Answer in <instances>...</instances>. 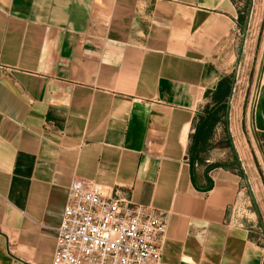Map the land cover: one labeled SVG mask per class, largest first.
I'll use <instances>...</instances> for the list:
<instances>
[{
	"label": "crops",
	"instance_id": "obj_1",
	"mask_svg": "<svg viewBox=\"0 0 264 264\" xmlns=\"http://www.w3.org/2000/svg\"><path fill=\"white\" fill-rule=\"evenodd\" d=\"M247 56V130L232 81L196 140ZM72 178L162 212L160 264H264V0H0V264H50Z\"/></svg>",
	"mask_w": 264,
	"mask_h": 264
},
{
	"label": "built area",
	"instance_id": "obj_2",
	"mask_svg": "<svg viewBox=\"0 0 264 264\" xmlns=\"http://www.w3.org/2000/svg\"><path fill=\"white\" fill-rule=\"evenodd\" d=\"M248 202L241 186L230 212L242 213ZM164 224L162 212L116 192L105 195L90 180L72 178L54 227L50 264H160Z\"/></svg>",
	"mask_w": 264,
	"mask_h": 264
},
{
	"label": "rangeland",
	"instance_id": "obj_3",
	"mask_svg": "<svg viewBox=\"0 0 264 264\" xmlns=\"http://www.w3.org/2000/svg\"><path fill=\"white\" fill-rule=\"evenodd\" d=\"M259 64L260 63L254 62L251 56H247L236 62L233 69L229 115L234 130L241 138L243 135V128H246V130L248 128L249 108L252 105L258 86ZM238 150L241 155L246 157L249 156V149L245 141H242V143L238 145ZM243 209L241 214H245L249 217L250 214L247 209Z\"/></svg>",
	"mask_w": 264,
	"mask_h": 264
},
{
	"label": "trees",
	"instance_id": "obj_4",
	"mask_svg": "<svg viewBox=\"0 0 264 264\" xmlns=\"http://www.w3.org/2000/svg\"><path fill=\"white\" fill-rule=\"evenodd\" d=\"M232 80L229 77H222L216 86V89L213 94L214 104L210 108L207 114L203 119L202 116H198L199 122L195 125V132L197 131V138L202 139L204 135L207 133L208 129L219 119L220 114L222 116V121L224 126L226 125V116H227V103L225 100V96H227L230 92V85ZM217 99V100H216ZM202 129L204 131H202ZM199 131V134H198ZM201 131V133H200ZM195 150V149H194ZM196 151V150H195Z\"/></svg>",
	"mask_w": 264,
	"mask_h": 264
}]
</instances>
